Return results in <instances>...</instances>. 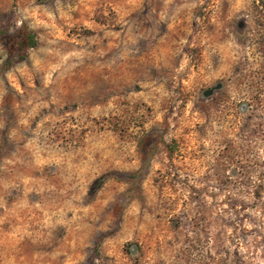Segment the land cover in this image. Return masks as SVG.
<instances>
[{
    "label": "rangeland",
    "instance_id": "obj_1",
    "mask_svg": "<svg viewBox=\"0 0 264 264\" xmlns=\"http://www.w3.org/2000/svg\"><path fill=\"white\" fill-rule=\"evenodd\" d=\"M0 264H264V0H0Z\"/></svg>",
    "mask_w": 264,
    "mask_h": 264
},
{
    "label": "trees",
    "instance_id": "obj_2",
    "mask_svg": "<svg viewBox=\"0 0 264 264\" xmlns=\"http://www.w3.org/2000/svg\"><path fill=\"white\" fill-rule=\"evenodd\" d=\"M20 37H21V38H20V41H21L22 43H24V41L27 40V41H29V42H28V45H30V46H34V45H36V40H35L33 34H31V33H27V34L24 33V34H22Z\"/></svg>",
    "mask_w": 264,
    "mask_h": 264
},
{
    "label": "water",
    "instance_id": "obj_3",
    "mask_svg": "<svg viewBox=\"0 0 264 264\" xmlns=\"http://www.w3.org/2000/svg\"><path fill=\"white\" fill-rule=\"evenodd\" d=\"M213 91V89H210V90H208L207 92H206V94H209V93H211Z\"/></svg>",
    "mask_w": 264,
    "mask_h": 264
}]
</instances>
